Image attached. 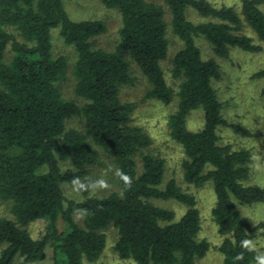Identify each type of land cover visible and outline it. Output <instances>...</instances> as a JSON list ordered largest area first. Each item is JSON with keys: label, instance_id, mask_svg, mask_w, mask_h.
<instances>
[{"label": "trees", "instance_id": "16d2710c", "mask_svg": "<svg viewBox=\"0 0 264 264\" xmlns=\"http://www.w3.org/2000/svg\"><path fill=\"white\" fill-rule=\"evenodd\" d=\"M102 1L122 17L118 43L109 51L96 49L93 41L107 32L106 24L71 19L64 0H0V199L12 203L13 214L0 216V264L41 262L49 249L51 264L97 262L107 245L103 230L111 225L118 229L114 248L119 257L136 264H196L210 251L211 244L199 237L195 195L174 178L165 183L166 160L149 150L151 135L133 122L136 104L122 100V88L136 82L132 64L149 83L145 98L164 104L177 99L168 118L170 136L183 147L185 181L213 185L211 213L224 237L218 246L222 264H260V252L250 243L254 227L238 203L264 202V187L245 184L252 154L221 145L218 130L229 126L252 133L223 115L213 85L222 79L221 66L203 57L196 39L204 37L222 58L233 48L260 52L263 47L243 31L251 27L264 42V0H240L241 12L209 0H163L172 31L183 42L172 60L177 91L163 68L170 54L164 6L152 0ZM190 8L208 20L193 22ZM54 29L76 50L72 74L81 103L66 99L58 86L69 64L53 53ZM254 76L264 77V69ZM197 109L203 111V125L191 130L188 118ZM72 118L82 119L84 132L67 126ZM94 147L116 164L118 190L105 196L92 194L87 176V167L98 160ZM78 181L83 198H67L62 184ZM154 199L175 200L187 210L177 218ZM76 211L84 213L82 225ZM38 219L47 225L34 238L27 226Z\"/></svg>", "mask_w": 264, "mask_h": 264}, {"label": "rangeland", "instance_id": "374dc122", "mask_svg": "<svg viewBox=\"0 0 264 264\" xmlns=\"http://www.w3.org/2000/svg\"><path fill=\"white\" fill-rule=\"evenodd\" d=\"M164 6L166 20L169 24L170 54L163 62L165 76L168 84L177 91L179 80L172 76V60L176 52L183 47V42L173 33L171 28V12L163 0H152ZM216 7L223 5L233 6L238 12L242 11L240 0H209ZM65 8L71 19L80 21L88 19H100L107 26V32L95 37L94 47L96 49L113 50L119 40V30L122 26V17L118 9L107 8L102 0H64ZM264 10V6H262ZM188 17L195 23L206 21L194 9H188ZM244 33L254 38L263 49L260 52H248L240 48L231 49L228 58H222L215 54L212 45L204 38L197 37V44L200 47L205 59H215L222 69V79L214 81L213 85L217 90L218 99L222 102V113L230 123L239 124L247 128L252 135H243L234 131L231 127H221L218 130L219 143L231 145L233 149H249L252 158L249 163L250 177L245 184L264 187V77H255L254 74L264 69V42L260 41L251 27L246 26ZM53 53L55 56H65L68 59L69 70L67 76L58 84L62 95L66 99H72L81 103V99L74 93V76L72 68L76 59V50L73 46L66 44L59 29L52 32ZM131 73L136 77L133 85H126L122 88L121 97L123 101L134 102L135 109L131 113L133 122L143 127L152 137L153 142L149 150L163 157L166 160L165 183L174 178L179 186L197 199V206L201 214L202 229L199 233L201 239H206L211 244L210 251L196 261V264H222L223 255L218 246L223 238L218 232V226L212 216V208L215 205L216 197L213 185L207 184L198 187L189 184L184 179L182 162L185 158L183 147L170 136L168 118L177 109V99L174 98L170 104L152 98H145L149 89V83L140 69L132 64ZM203 125V111L195 110L188 118V127L191 130H198ZM68 127H76L85 131L82 119L72 118L67 122ZM96 148L98 160L87 167V176L92 180V194L105 196L110 192L118 190L117 169L113 157ZM139 170L141 163L138 160ZM68 165H64L67 168ZM67 198L81 200L80 181L63 184ZM152 202L158 206L172 209L176 212L177 218L181 217L187 207L175 200H158ZM241 212L247 216L254 227L251 245L258 249L261 255V263L264 264V202H257L251 205L239 204ZM12 203L0 199V216L13 218L11 212ZM75 217L79 224H83L84 213L76 211ZM47 222L38 219L31 222L27 228L34 238H40L46 229ZM61 226V225H60ZM107 235L106 248L97 262H84V264H136L133 260L122 259L116 252L114 245L119 236L118 229L113 225L103 230ZM1 250V247H0ZM52 252L47 250L44 261L32 264H51ZM14 264H22L17 260Z\"/></svg>", "mask_w": 264, "mask_h": 264}]
</instances>
